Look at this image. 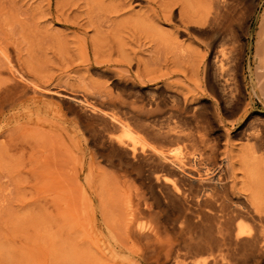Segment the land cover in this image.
Instances as JSON below:
<instances>
[{
    "label": "rangeland",
    "instance_id": "rangeland-1",
    "mask_svg": "<svg viewBox=\"0 0 264 264\" xmlns=\"http://www.w3.org/2000/svg\"><path fill=\"white\" fill-rule=\"evenodd\" d=\"M243 1L231 104L200 44L209 0H0V264H173L166 250L157 262L136 229L147 221L130 214L117 171L85 130L88 112L57 93L108 111L178 93L198 104L217 158L229 159L230 197L264 206V145L249 139L264 144L255 56L264 0Z\"/></svg>",
    "mask_w": 264,
    "mask_h": 264
},
{
    "label": "bare ground",
    "instance_id": "bare-ground-1",
    "mask_svg": "<svg viewBox=\"0 0 264 264\" xmlns=\"http://www.w3.org/2000/svg\"><path fill=\"white\" fill-rule=\"evenodd\" d=\"M209 3L212 12L203 23L206 28L200 44L205 54H212L223 81L222 95L232 104L240 92L232 75L234 68L229 65L236 60V22H240L246 4L243 0ZM163 20H171L170 8ZM221 32L222 43L217 45ZM259 42L261 48L255 53L257 84L264 90V15ZM15 71L12 74L18 75ZM57 94L88 112L85 130L93 133L99 156H105L117 171L134 221H147L136 229L150 241L157 262L160 253L156 250H166L165 258L173 264H185L187 260V264H264V206L230 197L227 171L231 164L227 157L217 158L211 125L204 122L198 104L189 106L178 93L171 92L166 100L151 99L138 110L122 106L124 110L108 111L85 99ZM249 137L255 147H263L257 134ZM170 207H177L178 214L166 222L162 214ZM162 234L171 235V239L162 243Z\"/></svg>",
    "mask_w": 264,
    "mask_h": 264
}]
</instances>
